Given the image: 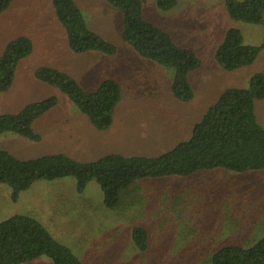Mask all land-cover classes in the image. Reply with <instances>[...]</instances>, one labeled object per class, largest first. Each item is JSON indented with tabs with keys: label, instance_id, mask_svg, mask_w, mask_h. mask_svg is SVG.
<instances>
[{
	"label": "rangeland",
	"instance_id": "rangeland-1",
	"mask_svg": "<svg viewBox=\"0 0 264 264\" xmlns=\"http://www.w3.org/2000/svg\"><path fill=\"white\" fill-rule=\"evenodd\" d=\"M141 1L144 19L201 61L189 75L193 100L175 99L173 71L142 58L123 41V14L105 0L75 2L88 28L112 44L115 55L73 53L52 0H15L0 17V56L19 37L30 38L34 50L20 63L12 88L0 93V115L18 114L51 97L58 104L33 123L40 141L6 133L0 135V149L22 160L54 154L82 163L113 154L159 158L190 139L225 90L247 89L254 75L264 74V51L236 71L218 65L216 52L230 29L241 32L245 45L260 46L264 39L261 25L229 17L226 0H176L168 11L160 10L157 0ZM39 68L64 71L88 92L106 80L117 82L122 102L112 126L94 128L67 95L36 79ZM255 113L264 128V100L255 103ZM103 202L98 183L91 181L78 193L73 177L38 180L17 202L11 200L10 188L0 185V223L15 215L31 217L91 264H212L225 247L250 248L264 238V171L214 169L146 179L124 191L116 209H106ZM135 228L148 231L145 252L134 244ZM24 264L54 263L42 256Z\"/></svg>",
	"mask_w": 264,
	"mask_h": 264
},
{
	"label": "trees",
	"instance_id": "trees-1",
	"mask_svg": "<svg viewBox=\"0 0 264 264\" xmlns=\"http://www.w3.org/2000/svg\"><path fill=\"white\" fill-rule=\"evenodd\" d=\"M105 1L123 14V41L142 58L172 70L173 97L182 102L192 101L194 93L189 75L201 66L196 54L178 47L167 32L147 22L141 0ZM14 2L0 0V17ZM52 4L73 53L116 54L112 44L88 28L75 0H52ZM176 4V0H157L162 11L171 10ZM225 6L232 20L261 25L264 29V0H226ZM33 50V42L27 37L16 38L7 45L0 56V93L12 88L20 63ZM263 51L264 39L260 46L245 45L241 32L230 29L215 58L223 70L231 72L252 65ZM35 77L67 95L94 128L108 130L112 126L115 111L122 102V87L114 80H106L96 91L88 92L59 69L39 68ZM261 100H264L263 73L254 75L247 89L225 90L194 127L190 139L159 158L113 154L96 162L82 163L65 154H54L22 160L0 149V185L8 186L11 200L17 202L38 180L73 177L78 193L95 181L104 194V207L114 210L120 206L123 192L138 181L187 177L214 169L236 173L264 171V128L255 113V103ZM57 104L58 99L51 97L28 105L18 114L0 115V135L16 133L40 141L33 123ZM132 238L141 252L148 249L146 229L135 228ZM42 256L54 264H91L80 261L31 217L15 215L0 223V264H24ZM212 264H264V238L250 248L225 247L213 256Z\"/></svg>",
	"mask_w": 264,
	"mask_h": 264
}]
</instances>
